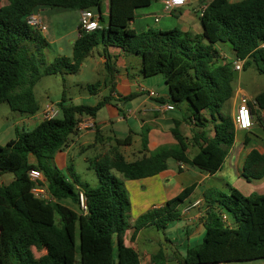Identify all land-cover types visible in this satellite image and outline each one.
Returning <instances> with one entry per match:
<instances>
[{
	"label": "trees",
	"instance_id": "16d2710c",
	"mask_svg": "<svg viewBox=\"0 0 264 264\" xmlns=\"http://www.w3.org/2000/svg\"><path fill=\"white\" fill-rule=\"evenodd\" d=\"M153 1L110 0L108 23L101 24L93 33H85L79 26L73 56H60L53 62H48L44 54L49 41L41 29L29 24V17L46 5L93 12L99 9L101 22L103 0H8L0 7V104L7 102L13 111L35 116L40 110L34 94L38 81L45 75L79 72L98 47L105 51L104 87L110 92L93 106L73 104L63 97L56 104L60 108L58 117L39 120L32 129L17 128V137L5 146L0 145V174L14 175L11 182L0 185V264H141L139 253L125 243L126 231L133 228L135 239L146 227L165 230L170 223L180 220L179 208L196 186L184 188L162 207L140 215L131 225L130 194L125 180L154 177L168 169L169 160L210 174L222 168L236 138L234 119L223 111L234 95V61H244V67L254 63L264 74V0H211L200 16L203 31L199 34L155 26L137 32L131 26L136 9L148 7ZM218 43L230 44L234 61L221 60ZM109 47L138 55L143 76H163L171 97L157 98L160 103L188 105L190 113L184 120L194 124L191 144L198 147V152L189 156L190 143L181 130L182 122L175 120L172 132L177 144L148 153L145 134L141 158L128 161L114 149L111 155L95 160L99 185H80V176L73 167L65 172L50 166L47 160L69 148L82 119L95 118L112 102L118 69L113 56L107 54ZM89 89L92 94L97 90ZM134 96L135 93L129 98ZM250 106L252 112L255 106L264 111V91ZM210 123L214 124L212 137ZM131 143V135L117 139L119 146ZM32 169L42 173L44 181L39 183L47 187L52 200L33 194L35 182L29 176ZM114 171L121 173L123 179ZM242 176L250 182L264 178V154L250 152ZM81 193L86 209L81 206ZM204 196V236L200 243L187 247L182 264L264 259V193L245 195L229 185V194L208 189ZM224 215L234 224L229 223L228 217L225 220ZM169 260L162 251L153 256L155 264Z\"/></svg>",
	"mask_w": 264,
	"mask_h": 264
},
{
	"label": "crops",
	"instance_id": "0c3cea01",
	"mask_svg": "<svg viewBox=\"0 0 264 264\" xmlns=\"http://www.w3.org/2000/svg\"><path fill=\"white\" fill-rule=\"evenodd\" d=\"M201 1L197 8V11L200 13L199 16H201L203 10L211 0H208L207 2L202 1V3ZM164 2L165 0H154L150 6L136 9V17L131 22V26L137 32H143L150 26H154L153 24H156L159 26L158 28L163 30L179 28L185 32L196 34L202 33L203 28L200 19L197 21L194 16L192 19H185L182 15L173 18L174 11L178 13L177 11L181 10V8L176 9L173 12L167 11ZM188 3H192V0ZM104 8L105 15H103V17H106V19H104V24H107L109 20L108 5L105 4ZM56 11H59V9L43 5L38 7L35 12V15L39 16L42 22H45L48 25L47 31L41 32L50 43L52 41H61L64 37V34H61L58 37L54 30L53 22L54 16L57 14ZM69 11H76L78 12L79 18L81 17V10L69 9ZM219 44L220 43L217 44V47L221 48ZM224 49H220L223 58L221 60L229 61V53H227L226 48ZM107 54L113 56V60L118 69L116 73V87L115 91L112 93L113 101L110 102L112 105H108L109 103L106 104L107 106L105 105L108 107V109L106 108L108 117H100L97 115L95 118H84L86 120L90 119L94 123L95 128L87 130V132L78 130L75 134L76 136L79 135V140H82L87 133L92 132L95 134V142L92 145L98 150L95 160H100L105 156L111 155L114 149H118V151L124 155V151L128 150L130 145L119 146L118 144L114 145L113 142L116 143L117 139H124V133L127 131L129 132L126 133L128 134L127 136H132L131 144L134 142L135 135L140 136L142 144L143 136L146 134L148 153H151L164 145H175L177 144V140L172 132L175 120L182 122L181 130L190 143L188 149L189 156L195 155L198 152V147L191 144L194 124L184 120L188 115H170L169 113L177 111L179 107L174 106V110H166L165 106L171 103L163 104L157 100V98H160L161 96H164L165 98L171 97L170 90L165 84L164 78H158L157 83L160 84L159 87H161V89L160 91H155V88H153L152 85H148V80L142 81L137 73H134L133 75L130 73L129 68L131 66H141V61L136 58V56L124 54V52L117 47H109L107 49ZM98 55H100L99 60L97 59ZM232 57L235 60L234 52ZM89 58L93 59V62L97 65L102 64L105 68V51L102 47L95 48L93 55ZM138 70L141 72V67H139ZM105 88L106 90H109V88ZM156 88L158 87L156 86ZM131 93H135V96L132 97V99L123 100L125 96H128ZM242 96H247L246 90L241 87H237V89L234 88V95L230 99L232 100L230 113L228 114L234 120ZM256 96L250 97L255 99ZM251 98L249 99L253 103L254 100ZM110 106H115L117 109L114 110L109 108ZM118 109H120V111H118ZM252 116L254 124L250 129L236 128L235 143L228 153L222 168L218 172L210 174L201 171L196 167L187 166L175 160H169L168 169L165 171H162L151 178L135 180L139 181L142 185H146L145 189L157 188V191L153 193L156 200L151 206L146 207V210L150 208L149 211L154 208L162 207L169 199L177 196L184 188L191 185L196 186L190 197L179 208L181 212L180 220L170 223L165 230H162L166 244L162 243L163 238L160 234L156 235V232H153V230H147L152 226L141 229L135 236V239L132 238L134 233L133 228L126 231L124 237L125 243L128 246L133 247L139 253L141 264H155L153 262V256L160 251L170 258L166 264H182L187 247L200 243L204 236L205 228L203 216L207 209L204 193L206 190L217 189L226 193L229 192L230 185L239 189L245 195L264 193V178L250 182L242 176V171L244 170L250 152L257 150L261 154H264V111L258 106H255V111L252 112ZM124 120L127 122L134 120V125L138 130L134 131L131 126H128L127 128L123 126L125 127L124 133H119L115 131V129H112L114 122L123 124ZM213 127L214 124L210 123V137L213 136ZM117 133L123 137H118ZM73 142L74 140L72 139L69 148L59 153L67 155ZM85 145L86 144L82 145V151L85 149ZM58 161L65 164V158L58 157ZM62 169H64V167H62ZM143 212L144 211H142L141 215L144 214ZM227 217L229 223L233 225V220H231L228 215ZM134 222H130V224L133 225ZM145 231L149 232L145 234ZM221 264H264V259L227 262Z\"/></svg>",
	"mask_w": 264,
	"mask_h": 264
},
{
	"label": "rangeland",
	"instance_id": "374dc122",
	"mask_svg": "<svg viewBox=\"0 0 264 264\" xmlns=\"http://www.w3.org/2000/svg\"><path fill=\"white\" fill-rule=\"evenodd\" d=\"M8 0H0V7L7 3ZM201 0H192V3H187L181 10L174 12L173 18H177L179 16H184L185 19L194 18L199 21V11H197ZM207 2L208 0H202ZM201 1V3H202ZM232 2H237L240 0H229ZM107 4L109 8L110 0H103L102 14L105 15L104 5ZM59 11H56L57 14L54 16V30L59 37L61 34H64V37L61 41L49 42L48 47L44 50L45 57L48 62H53L55 58L60 56L72 57L73 56V42L77 39L78 36V27H79V16L76 11H69L66 9L58 8ZM196 10V11H195ZM96 13H100L99 9L94 10ZM190 17V18H189ZM106 19V17L104 18ZM155 27H159L156 24H153ZM219 46L224 49H227V53H229V61H234L233 51L229 43H220ZM223 46V47H222ZM219 48V49H221ZM225 50V49H224ZM141 61V58L138 55H134ZM100 55H98L97 59L99 60ZM139 67L141 66H131L129 68L130 73L133 75L137 73L139 78L142 81L148 80V85H152L155 88V91H160L161 87L159 83H157L158 78H163L161 74L154 75L151 77H145L141 74ZM107 77V71L104 66L101 64H96L93 62V59L87 58L82 66L80 67V71L75 74H69L62 76L61 74H51L43 76L38 83L34 87V94L37 102L40 105V110L37 112L35 116H26L19 112L13 111L10 108V105L7 102H3L0 104V145L5 146L11 139H15L17 136L16 129L19 128L20 131L23 129H32L40 120V115L45 105L47 104H57L60 102L63 97L67 99L68 102H72L73 104H85V105H96L99 101H101L104 97L110 94L109 90H106L104 87V81ZM148 78V79H146ZM165 82V81H164ZM166 84V83H165ZM101 85V86H100ZM156 86L158 88H156ZM166 86V85H164ZM233 86L235 89L237 87H241L246 90L247 96H256L259 93L264 91V74L260 73L254 63L246 66L241 71H234V80ZM90 87H95L97 90L95 94L90 93ZM132 94H129L125 97H130ZM132 99V98H129ZM253 99V98H251ZM254 100V99H253ZM113 101V100H112ZM232 100H229L224 105V112L229 114L231 108ZM108 105H112L109 103ZM107 106V105H106ZM103 107L99 112L98 116H105L106 118V108ZM178 109L175 112L169 113L170 115H189L190 109L186 103H179ZM116 110L115 106H110ZM120 111V109H118ZM105 113V114H104ZM127 117V115H126ZM30 118V119H28ZM82 123L88 122L86 119L81 120ZM123 124H119V122H114L112 129L121 133H124V128L131 126L133 130L136 131V126L134 125V120H130L127 122L123 121ZM125 124V125H124ZM83 125V124H82ZM125 126V127H123ZM95 128L94 123L89 126V128L81 129L82 132H87V130H92ZM81 132V131H80ZM119 133H117L118 137H123ZM128 131L124 133L123 138H127ZM112 135V134H111ZM79 135H73L72 139L74 140L69 152L67 155L58 153L53 158L48 159V163L52 167H58L62 169V171L67 172L68 167H73V171L78 174L80 185L84 183H88L93 187L99 185L98 174L95 170V157L97 155V149L95 146H92L95 142V134L90 132L87 133L82 140H79ZM83 143V144H80ZM114 145L117 142H113ZM85 145V149L82 151V145ZM140 149L142 150V144L139 135L134 136L133 144H130V148L124 151V157L128 161H135L142 157L143 154L140 153ZM126 153V154H125ZM58 157L65 158V164H62L58 161ZM114 173L123 179L121 173L114 171ZM14 175L12 173L0 174V185L8 184L11 180H13ZM44 178V177H43ZM137 182V183H136ZM125 183L128 187L130 194V213H129V222H134L137 219L142 211L145 213L149 211L150 208L146 210V207L151 206L156 200L153 193L157 191V188H147L146 185H142L139 181L135 180H125ZM137 184V185H136ZM139 184V185H138ZM229 194V192H226ZM248 193V192H246ZM147 230H153L157 234H160L163 238V231L156 228L150 227ZM149 231H145L147 234ZM76 241L79 250L80 246V231H79V223L77 224L76 229ZM201 242V241H200ZM162 243L166 244L165 239L163 238ZM114 253L117 256V245H114ZM78 259H80V255H78ZM79 261V260H78Z\"/></svg>",
	"mask_w": 264,
	"mask_h": 264
},
{
	"label": "built area",
	"instance_id": "2783aa9c",
	"mask_svg": "<svg viewBox=\"0 0 264 264\" xmlns=\"http://www.w3.org/2000/svg\"><path fill=\"white\" fill-rule=\"evenodd\" d=\"M190 0H165V7L167 11L173 12L186 5ZM29 24L41 29L42 31H47L48 25L39 18V16L33 14L28 19ZM79 26L85 33H93L101 28L100 14L93 12L92 10H82ZM244 68V61L236 60L234 61V69L241 71ZM251 100L247 96H242L239 106L237 108V114L234 120L235 127L237 129H250L253 126V116L252 109L250 106ZM174 105L168 104L165 106L166 110H174ZM60 114V108L56 104H47L41 112L40 120L53 119L58 117ZM85 123L80 122L78 125V130L83 128H89L93 122L87 119ZM83 124V125H82ZM83 129V130H85ZM31 180L35 182V186L32 189L33 194L41 199L52 200L48 189L44 185H40L39 181H44L42 173L37 169H32L29 173ZM81 206L82 208H87L85 204V196L83 193L80 194ZM226 220V216H223Z\"/></svg>",
	"mask_w": 264,
	"mask_h": 264
},
{
	"label": "water",
	"instance_id": "95a60500",
	"mask_svg": "<svg viewBox=\"0 0 264 264\" xmlns=\"http://www.w3.org/2000/svg\"><path fill=\"white\" fill-rule=\"evenodd\" d=\"M100 14V13H99ZM105 22L104 21H101V24L103 25Z\"/></svg>",
	"mask_w": 264,
	"mask_h": 264
}]
</instances>
